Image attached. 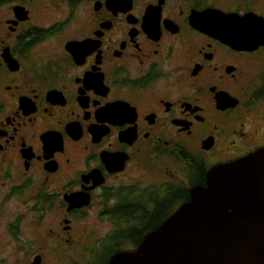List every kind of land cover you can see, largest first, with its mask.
Segmentation results:
<instances>
[{
	"label": "flooded vegetation",
	"instance_id": "obj_1",
	"mask_svg": "<svg viewBox=\"0 0 264 264\" xmlns=\"http://www.w3.org/2000/svg\"><path fill=\"white\" fill-rule=\"evenodd\" d=\"M50 1L0 0V264L96 256L139 169L264 148V0Z\"/></svg>",
	"mask_w": 264,
	"mask_h": 264
},
{
	"label": "water",
	"instance_id": "obj_2",
	"mask_svg": "<svg viewBox=\"0 0 264 264\" xmlns=\"http://www.w3.org/2000/svg\"><path fill=\"white\" fill-rule=\"evenodd\" d=\"M106 264H264V148L210 167L205 185Z\"/></svg>",
	"mask_w": 264,
	"mask_h": 264
},
{
	"label": "trees",
	"instance_id": "obj_3",
	"mask_svg": "<svg viewBox=\"0 0 264 264\" xmlns=\"http://www.w3.org/2000/svg\"><path fill=\"white\" fill-rule=\"evenodd\" d=\"M158 173L162 178L165 177L163 172ZM184 178L185 183L168 175L162 182L143 187L136 183L109 195L113 201L104 210L116 225L113 235L105 237L106 242L96 256L84 258L83 263L76 260L74 264H106L118 250L135 248L147 231L158 226L182 202L189 199L191 186L205 184V171L200 161L186 163Z\"/></svg>",
	"mask_w": 264,
	"mask_h": 264
},
{
	"label": "rangeland",
	"instance_id": "obj_4",
	"mask_svg": "<svg viewBox=\"0 0 264 264\" xmlns=\"http://www.w3.org/2000/svg\"><path fill=\"white\" fill-rule=\"evenodd\" d=\"M33 4H34V7H33L34 15L39 17L40 20H41V18H42V20H47L46 19L47 16L50 17L51 15H53V11L55 12L54 15H56L57 11L59 12V11L63 10V8H58L60 6H58V7L54 6L55 3L51 2L50 0H34ZM54 15L51 17H54ZM205 141H206V143H208L207 139ZM168 166H169V168L167 170L168 172H166L164 174L165 175L164 178H166L169 175V177H172L174 179L177 178L179 181L184 182L183 179H185L184 173H186V170H182L181 165L178 164L177 162H174L171 159L169 161ZM152 168L153 169H150V171H149V169L148 170H145V169L144 170H141V169L138 170L136 177L138 176V180H139L138 182L142 187L149 185V184H153L155 182L156 183H158L160 181L162 182V180L164 179L161 177L162 175L161 176L159 175L160 173L156 172L154 167H152ZM196 185H198V184H196ZM196 185H194V186H196ZM98 200H95V204H94V209L96 211H97V209H99V206H100V204L98 203ZM93 216H94V218H96V220L93 219ZM93 216H91L85 223H83L84 225L80 224V226L76 228L79 230V232L74 234V239H76L79 236L80 231L83 234L84 233L85 234L88 233L89 235L93 234L94 239L101 237L105 234V232L107 231V229L109 227L108 223L98 220L96 215H93ZM90 246H92V245H90ZM95 246H96V244H95ZM98 249L100 250V247H98ZM76 260L81 261V263L85 262L84 257L77 258ZM57 261H58L57 264H67L65 259L59 258V260H57ZM14 263H16V260H12V264H14Z\"/></svg>",
	"mask_w": 264,
	"mask_h": 264
}]
</instances>
